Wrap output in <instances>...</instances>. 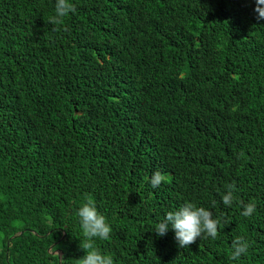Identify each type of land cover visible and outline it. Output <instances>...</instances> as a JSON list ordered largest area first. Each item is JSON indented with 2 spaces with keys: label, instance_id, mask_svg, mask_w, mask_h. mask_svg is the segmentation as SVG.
Segmentation results:
<instances>
[{
  "label": "trees",
  "instance_id": "obj_1",
  "mask_svg": "<svg viewBox=\"0 0 264 264\" xmlns=\"http://www.w3.org/2000/svg\"><path fill=\"white\" fill-rule=\"evenodd\" d=\"M70 2L52 25L56 0H0V264H77L86 197L112 228L95 246L114 264H264L255 0ZM189 202L221 224L183 249L153 231ZM238 236L250 247L233 261Z\"/></svg>",
  "mask_w": 264,
  "mask_h": 264
},
{
  "label": "clouds",
  "instance_id": "obj_2",
  "mask_svg": "<svg viewBox=\"0 0 264 264\" xmlns=\"http://www.w3.org/2000/svg\"><path fill=\"white\" fill-rule=\"evenodd\" d=\"M255 4L256 19L258 21L264 20V0H255ZM74 11L75 8L70 0H56L55 15L51 17L49 23L60 25L63 23V19ZM165 179V174L155 171L151 175L149 182L153 188H157ZM234 192L235 185H228L226 194L222 196L224 205H232L236 199ZM255 209L256 205L254 202L243 205L242 215L249 217ZM77 215L83 236L85 237L79 245L85 254L80 259H77V264H114L111 255L102 253L95 246V238L100 240L109 239L112 228L105 216L97 210L95 202L91 197H86V202L78 209ZM229 222V220H225V223ZM220 224L221 220L214 218L212 211L189 202L181 205L175 211H169L164 219L156 224L153 232L156 236L163 237L167 234L169 228H171L175 232V240L178 247L184 249L195 243L197 238L210 237L213 240L216 239ZM249 247V242L244 237H236L231 242L232 251L230 259L233 261L239 260L243 254L247 253ZM57 254L59 255L58 252Z\"/></svg>",
  "mask_w": 264,
  "mask_h": 264
},
{
  "label": "water",
  "instance_id": "obj_3",
  "mask_svg": "<svg viewBox=\"0 0 264 264\" xmlns=\"http://www.w3.org/2000/svg\"><path fill=\"white\" fill-rule=\"evenodd\" d=\"M18 233H20V231L19 232H17V233H15V234H13V235H16V234H18ZM58 253H59V257H60V255H61V252H59L58 250H56Z\"/></svg>",
  "mask_w": 264,
  "mask_h": 264
}]
</instances>
